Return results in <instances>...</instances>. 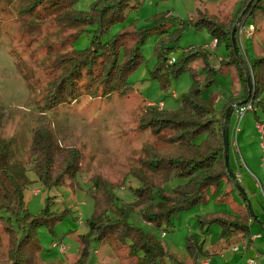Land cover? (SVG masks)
Listing matches in <instances>:
<instances>
[{"label":"rangeland","instance_id":"1","mask_svg":"<svg viewBox=\"0 0 264 264\" xmlns=\"http://www.w3.org/2000/svg\"><path fill=\"white\" fill-rule=\"evenodd\" d=\"M91 2L92 0H78L73 7L86 10ZM241 2L242 0H136L137 4L127 8L121 21L108 27L102 40L108 41L122 27L150 28L154 24L153 16L168 11L173 16L186 19L196 15L197 9H201L218 15L223 20H232ZM22 4H25V1L0 0V137H13L14 158L23 161L28 168L31 167L30 137L37 126L50 129L64 148L77 149L81 154L78 187L74 189L68 186L44 189L39 186L35 174L31 170L28 171L32 182L24 190V198L26 207L32 214L41 211L48 196L55 201L51 206L52 210L58 211L63 207L71 210L51 228L38 227L41 249L32 264H71L77 257L78 235L87 231L85 222L91 218L94 211L93 194L99 192L98 195L102 196L101 190L95 186L85 191L86 182L91 177L100 182L101 188L113 187L116 195L114 203L104 213V217L116 218L118 211L126 206L135 209L130 213L129 220L144 231L151 232L168 252L163 257L162 264H186L190 261L188 237L197 240L203 249H210L219 243L222 240L220 225L208 223L206 219L215 213L240 216L245 211L234 182L231 185L223 180L218 186L207 188L202 202L178 211L171 216L169 225L162 222L159 227L143 220L138 211L145 208L146 203H138L131 193V188L138 187V183L131 176L130 170L138 165V160L146 149L155 147L162 153H181L179 145L166 142L165 138L171 134L170 131L155 134L149 129L138 128L139 118L147 105L154 103L168 111L176 109L180 96L189 90L192 83L188 71L176 77L168 75L165 88L160 87L157 78L151 77V71L156 65L155 44L162 34L152 32L146 37L140 47V63L126 78L128 85L124 94L114 92L104 98L83 94L71 104L44 108L43 97L47 93L49 83L58 74L55 53L89 47L94 26H87V30L71 42L68 34L73 28L56 23L50 14L52 18L43 20L44 22L36 18L40 23L43 22L38 25V30L26 32L22 26L32 16L20 13ZM254 22L256 27L252 35L248 38L241 36L239 42L246 64L247 59L253 55L264 54V15L259 13L257 18L248 17L244 28ZM171 24L167 28L169 32L176 27ZM61 40L65 41L62 43ZM210 40L211 37L205 29L187 27L179 35L176 48L168 57L176 58L184 48L205 46ZM204 42L207 43L203 44ZM219 57L226 59L223 45L214 50L211 59L214 66L221 65ZM192 65L200 70L195 61ZM239 89L243 93L238 68L229 64L222 66L216 74L214 84L210 85L204 94H212L213 102L216 97L220 98L219 103L214 102L216 112H219ZM257 113L260 121H264V113L260 110ZM244 115L237 134V146L231 143L234 115L230 117L228 167L252 207L250 233L260 234V237L252 242V247L260 254L264 252V197L261 192L264 188V125L263 129L258 131L254 112L248 110ZM241 130H244L243 134ZM183 181L182 178L176 177L165 186L171 189ZM0 215L4 213L1 212ZM235 239L236 235H230L228 241L236 243ZM112 241L113 239L108 243H93L89 264H130L124 256V251L117 249ZM56 242L66 247L64 252L59 250ZM222 253L224 258H220L218 254L211 255L214 264H223V260L230 258V251L223 250ZM198 255L202 254L196 253L194 256ZM159 262L161 264V260ZM9 263V235L0 217V264Z\"/></svg>","mask_w":264,"mask_h":264},{"label":"trees","instance_id":"2","mask_svg":"<svg viewBox=\"0 0 264 264\" xmlns=\"http://www.w3.org/2000/svg\"><path fill=\"white\" fill-rule=\"evenodd\" d=\"M21 1H25V4L21 5L20 13L32 16L22 26L26 32L38 30L39 24L52 18L50 14L56 23L73 28L68 34L71 42L86 31L87 26H94L89 47L55 53L58 74L49 83L43 97L44 108L71 104L83 94L102 98L109 97L114 92L124 94L128 74L140 63V47L152 32L162 34L155 44L156 65L151 71V77L159 80L160 87H166L168 75L176 77L184 71L189 72L191 86L180 96L176 109L168 111L156 104H149L139 118V129H149L155 134L168 130L171 134L166 136V142L181 147L178 155L162 153L157 148L150 147L139 158L138 165L130 170L131 176L138 183V187H130L131 193L135 201L146 203L145 208L138 211L143 220L154 227L161 226L162 222L169 225L172 215L202 202L207 188L216 187L223 180L232 185L233 180L224 156L223 121L228 106L246 98L247 81L244 67L233 50L231 31L238 15L250 0H242L232 20H223L218 15L201 9H197L196 15L186 19L173 16L168 11L153 16L152 27H122L108 41L102 40L108 27L121 21L127 8L133 7L136 0H92L86 10L73 7L78 0ZM259 13L264 15V0H252L240 23L244 20L245 24L251 16L257 18ZM36 18L44 21L40 23ZM170 23L176 25L171 32L167 29ZM252 24L256 27L255 22ZM187 27L205 29L215 40L213 50L217 46H224L226 59H221V65L214 66L211 61L214 51L203 45L184 48L172 64L166 65L169 53L176 48L179 35ZM61 41L63 43L65 40ZM236 41L243 57L237 36ZM194 61L200 70L192 65ZM229 64L238 68L243 93L231 98L216 112L213 95L206 96L204 92L214 84L216 74L222 66ZM247 66L253 82L251 111L257 121L264 123L257 113L259 110L264 113V54L248 58ZM198 137H201L200 140L195 141ZM29 148L30 168L23 161L14 158L13 137H0V213H4L0 217L9 235V264H32L41 249L38 227L51 228L71 211L66 207L58 211L52 210L51 206L55 201L48 196L41 211L32 214L27 209L24 198V190L32 182L28 171L35 174L39 186L48 190L60 186H68L70 189L78 187L81 171L80 152L70 147L64 148L50 129L37 126L30 137ZM176 177L184 181L167 189L165 184ZM86 183V192L95 186L101 190L102 196L98 195L99 192L93 194L94 211L85 222L87 231L78 235L77 257L71 264H89L92 244L108 243L112 239V244L124 251L130 264H160L159 260L162 264L163 257L168 252L151 232L144 231L129 220L130 213L135 209L126 206L118 211V217H104V213L116 199L113 187L101 188L100 182L93 177ZM261 192L264 197V188ZM238 194L245 207L240 216L215 213L206 219L208 223H217L221 227L222 240L217 245L221 242L228 243L229 236L236 233H242L246 238L251 236L248 219L252 214L247 201L240 192ZM187 240V249L192 257L196 253L207 256L212 252L210 249H203L202 244L192 237Z\"/></svg>","mask_w":264,"mask_h":264},{"label":"crops","instance_id":"3","mask_svg":"<svg viewBox=\"0 0 264 264\" xmlns=\"http://www.w3.org/2000/svg\"><path fill=\"white\" fill-rule=\"evenodd\" d=\"M213 40L214 39L211 38V40L209 41V44ZM207 42H204L203 44H205ZM209 50H211V49H209ZM219 58L222 59V57H219ZM240 93H242V90L239 89L237 91V94L234 97H236ZM234 97H232V98H234ZM215 101H216V103H219L220 98L216 97ZM150 104H154V103H150ZM254 118H255V114H254ZM258 122L259 121H257L255 119V126L257 127V124H259L262 126V129H263L264 123H258ZM247 123H248V119L245 120V124H247ZM257 130L259 131L258 127H257ZM243 131L244 130H241L242 134H243ZM34 196H36V195H34ZM250 221L251 220L248 219V222H250ZM254 234H259V233H254ZM254 234H251V235H254ZM233 235H236V239H235L236 243H231L230 241L226 244L224 242L223 243L221 242L219 245H217L218 244L217 243L210 248V250L212 251V252H210V254H208L207 256H205V255H201V256L198 255V256H194V257L191 256L190 261L186 264H214L213 259L211 258V255L212 254H216V255L218 254L220 258H224V255L222 253L223 250H228L231 253L230 258L223 260V262H222L223 264H248V261H250V260H256L259 264H264V252L259 251L260 254H258V252L254 251L253 247H252V242L255 239L259 238L260 235L258 237H255V238H246L243 236L242 233H236ZM244 238L247 240V243L245 245L243 243ZM233 245L238 246V249L236 251H233L231 249V247ZM205 250H207V249H205Z\"/></svg>","mask_w":264,"mask_h":264},{"label":"water","instance_id":"4","mask_svg":"<svg viewBox=\"0 0 264 264\" xmlns=\"http://www.w3.org/2000/svg\"><path fill=\"white\" fill-rule=\"evenodd\" d=\"M251 1L252 0H250L247 3L245 8L238 15V17H237V19H236V21L232 27V31H231V41H232L233 50L237 54L242 66L244 67V70H245L246 81H247V96L243 100L235 102V103L228 106V108L226 109V112H225L224 121H223V130H222L223 143H224V156H225V163L227 166V170L229 171L233 182L237 185V188H238L239 192L242 194V197L247 201V207L250 211V214H252V207L250 205L248 197L246 196V193L244 192V190L238 185V182L236 181L235 177L233 176V174L231 173V171L229 170V167H228V148H229V141H228L229 133H228V131H229L230 117H231V114H232L234 108L237 106L243 105L246 102L252 100L253 82H252L250 70H249V67L247 66V64L245 63L244 59L241 57L239 50H238V45L236 42V30H237L239 24H243V22L240 23V20L243 17L246 10L249 8Z\"/></svg>","mask_w":264,"mask_h":264},{"label":"built area","instance_id":"5","mask_svg":"<svg viewBox=\"0 0 264 264\" xmlns=\"http://www.w3.org/2000/svg\"><path fill=\"white\" fill-rule=\"evenodd\" d=\"M254 31V26L253 24L248 25L246 28H244V24H240L236 30V36L238 39V43L241 41V36H243L244 38H248L252 35ZM215 45V40H213L209 45H205V47L209 48V49H213ZM240 46V44H239ZM175 61V58L173 56L168 57L167 61H166V65H170ZM161 105V104H160ZM252 109V105L251 102L248 101L243 105L237 106L234 108L232 114L234 115V122H233V126L231 129V143L234 144L235 146H237V134L240 130V122L241 119L243 117V115L245 114L246 111L251 110ZM231 114V115H232ZM257 127L259 128V130L262 129V126L257 124ZM230 137V136H229ZM263 150H264V145L262 146ZM162 234H164V232H162ZM259 235H254L253 237H258ZM244 245L247 243V240L244 239L243 240ZM58 244V243H56ZM57 246H59V250L61 252H64L66 247L64 245H60L58 244ZM231 249L233 251H236L238 249L237 245H233L231 247ZM248 264H258L255 260H250L248 261Z\"/></svg>","mask_w":264,"mask_h":264},{"label":"bare ground","instance_id":"6","mask_svg":"<svg viewBox=\"0 0 264 264\" xmlns=\"http://www.w3.org/2000/svg\"><path fill=\"white\" fill-rule=\"evenodd\" d=\"M205 47V46H204ZM207 48V47H206ZM211 50H213V49H211ZM170 54H172V52H170ZM168 59V58H167ZM167 61V60H166ZM252 78V77H251ZM251 102V101H250ZM161 104V103H160ZM161 106V105H160ZM254 235H260V234H254ZM254 235H251L249 238H255V237H253ZM245 239V238H244ZM256 261V260H255ZM257 262V261H256ZM258 263V262H257ZM259 264V263H258Z\"/></svg>","mask_w":264,"mask_h":264},{"label":"clouds","instance_id":"7","mask_svg":"<svg viewBox=\"0 0 264 264\" xmlns=\"http://www.w3.org/2000/svg\"><path fill=\"white\" fill-rule=\"evenodd\" d=\"M237 42V41H236ZM238 45V44H237Z\"/></svg>","mask_w":264,"mask_h":264}]
</instances>
